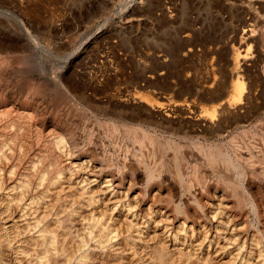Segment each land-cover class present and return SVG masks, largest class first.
I'll return each instance as SVG.
<instances>
[{
	"label": "bare ground",
	"instance_id": "bare-ground-1",
	"mask_svg": "<svg viewBox=\"0 0 264 264\" xmlns=\"http://www.w3.org/2000/svg\"><path fill=\"white\" fill-rule=\"evenodd\" d=\"M23 28L21 43L0 41V55L27 46L36 62L21 83L0 74V264H264V115L254 120L264 40L254 48V30H242L223 79L217 62L193 64L205 69L197 78L164 56L154 64L185 69L182 83L168 73L167 92L138 98L135 81L116 79L125 98L100 103L91 78L51 74L41 59L51 50ZM78 36L59 43L76 55L88 43Z\"/></svg>",
	"mask_w": 264,
	"mask_h": 264
},
{
	"label": "rangeland",
	"instance_id": "rangeland-1",
	"mask_svg": "<svg viewBox=\"0 0 264 264\" xmlns=\"http://www.w3.org/2000/svg\"><path fill=\"white\" fill-rule=\"evenodd\" d=\"M23 23L51 50L52 55H41L51 74L69 72L76 78H91L98 86L96 93L89 89L96 101L121 102L125 98L126 84L111 85L116 79L135 81L133 92L138 98L141 94L157 97L159 94L154 91L167 92L164 78L169 74L170 79L180 78L182 83L185 69L174 73L161 68L159 63L154 64L164 56L176 64L190 66L187 73L197 78L205 76V69L198 70L193 64L217 62L221 68L216 66L218 75L225 78V61L240 50L244 27L256 32L255 42L251 41L254 48L263 45L264 0H0V41L13 44L18 38L21 43L22 34L26 32ZM45 29L65 32L63 40L49 38ZM75 35H79L80 41L88 39V43L80 47L78 54L72 55L76 46L59 41L75 43ZM162 49L168 53H163ZM29 53L24 46L19 52L0 55V59H10L4 64L6 73L0 68L6 82L21 83L31 76L36 62L29 59ZM159 53L162 54L159 56ZM71 55L75 65L69 70ZM149 81L158 84L155 86ZM76 102L83 104L80 99ZM177 115L175 119L180 117ZM263 115L264 110L257 113L254 120ZM240 130L241 126L232 128L220 142L228 146L232 135ZM159 131L169 135L163 129ZM131 144L135 150L140 149L138 142Z\"/></svg>",
	"mask_w": 264,
	"mask_h": 264
}]
</instances>
